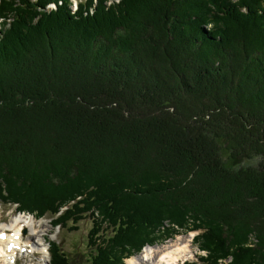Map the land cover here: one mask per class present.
<instances>
[{"label":"trees","instance_id":"16d2710c","mask_svg":"<svg viewBox=\"0 0 264 264\" xmlns=\"http://www.w3.org/2000/svg\"><path fill=\"white\" fill-rule=\"evenodd\" d=\"M71 7L0 0V201L93 218L87 264L181 230L184 264H264V0Z\"/></svg>","mask_w":264,"mask_h":264},{"label":"bare ground","instance_id":"6f19581e","mask_svg":"<svg viewBox=\"0 0 264 264\" xmlns=\"http://www.w3.org/2000/svg\"><path fill=\"white\" fill-rule=\"evenodd\" d=\"M32 216L20 213L14 217L11 224L3 225L9 229L0 230V264H19L21 258L17 256V252L23 250L26 245L32 246L33 250H27V253H23L22 257L29 258L30 263L34 261L33 257L37 256L36 253H44L45 256L42 259H47L48 249L40 243L44 239L40 242L36 240L38 237H45L46 228L43 225L45 223ZM23 231H28L30 234L26 237ZM36 249L40 252H36ZM191 254L192 241L179 236L165 245H146L141 254L127 259L125 264H178L179 261L185 260Z\"/></svg>","mask_w":264,"mask_h":264},{"label":"rangeland","instance_id":"374dc122","mask_svg":"<svg viewBox=\"0 0 264 264\" xmlns=\"http://www.w3.org/2000/svg\"><path fill=\"white\" fill-rule=\"evenodd\" d=\"M86 1V0H70V4L73 6H76V3ZM76 8V7H74ZM1 20H0V28H1ZM254 162L261 163L260 160L255 158ZM20 212L16 209L15 205H5L0 201V230H7L9 227H5L6 225L11 224L14 217L18 216ZM24 214V213H22ZM29 215V214H26ZM30 216V215H29ZM33 217V216H32ZM36 220L38 219L35 218ZM42 223L44 222L45 225L44 228H46L45 237H38L36 240L37 242H40L43 246L47 247L48 253H49V242H59L62 250L68 255L72 261L73 264H87L88 259H90V249H89V236L91 233V230L94 226V219L86 217L85 220L81 221L79 225V229L77 231H70L68 228L60 229L59 227L55 228L53 227L52 219L49 216L40 218ZM39 219V220H40ZM5 225V226H3ZM4 227V229H3ZM179 233L174 236L173 239L167 240L166 238L159 239L158 242L152 244V246L155 245H165L169 242L175 240L177 237H185L189 238L192 241V254L186 257L185 260H181L179 264H182L186 261H197L199 260L201 253L199 252L198 248L196 247V244L194 243V238L200 233V232H187V231H178ZM23 234L29 235L30 233L28 231H23ZM44 234V233H43ZM35 240V241H36ZM23 245H26L23 243ZM147 245V244H146ZM149 245V244H148ZM147 245V246H148ZM27 250L32 251L33 247L30 245L24 246L23 250L17 252V256L21 258V261L19 264H50V253L47 256V259L43 260L45 254L44 253H36L37 256L33 257V262L30 263L29 258H23L22 254L27 253ZM144 248L141 252H143ZM36 252H40V250L36 249ZM138 253V254H141ZM136 254V255H138ZM135 255V256H136ZM36 257V258H35ZM127 261V260H126ZM125 261V262H126ZM22 262V263H21ZM223 264H230L229 260H225Z\"/></svg>","mask_w":264,"mask_h":264}]
</instances>
